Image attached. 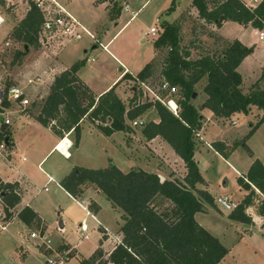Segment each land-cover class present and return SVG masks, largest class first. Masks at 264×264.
Listing matches in <instances>:
<instances>
[{
	"label": "trees",
	"instance_id": "1",
	"mask_svg": "<svg viewBox=\"0 0 264 264\" xmlns=\"http://www.w3.org/2000/svg\"><path fill=\"white\" fill-rule=\"evenodd\" d=\"M208 2L211 9H208ZM4 6V1H1ZM200 17L220 25L224 20L254 27L264 26V0L254 8L247 7L241 0H192ZM42 16L31 3L24 18L14 26L13 38L23 42V51H16L14 60L22 57L27 48L39 47L38 32ZM179 23L162 22V31L154 40L156 49H165L160 61V75L170 85L178 86L175 99L179 105L174 115L158 100L139 102V89L126 105L117 95L114 86L96 96L77 76L80 61L61 71L50 85L49 92L42 99L36 120L51 127L60 137L69 131L74 133L73 144L80 140V121L85 116L105 136L115 131H128L127 119L141 117L148 109L156 111L157 119L147 121L142 133L145 138L160 136L182 159L186 168L184 177L160 180L156 172L132 168L126 172L119 169L111 160L105 167L90 168L75 165L60 180L61 186L75 199L82 193L85 183L94 184L109 200L119 208L123 220L119 231L121 241L112 249L104 251L98 247L88 257H81L77 264H218L228 249L195 219V213L203 211L205 204L213 205L212 195L197 188L203 181L198 162L194 158L195 134L202 127L201 110L206 108L215 116L230 118L235 113L247 114L251 105L262 110V115L247 135L260 123L264 124V88L254 86L248 93L240 89L241 75L237 67L251 51L238 40H234L219 53H207L192 58L190 52L180 44ZM82 62V61H81ZM155 62L151 61L135 75L124 73L122 78L146 81L152 75ZM264 75V71L262 76ZM206 78L202 90L205 100L196 105L193 94L196 84ZM137 86V85H134ZM8 88V87H7ZM0 100L1 108L9 105L7 89ZM136 96V97H135ZM8 131L0 130V140L8 142ZM212 147L224 158L222 141H213ZM238 183L249 193L229 213V218L250 222L245 209L253 201L254 189L264 195V165L254 159L244 176L237 177ZM21 200L18 182L3 181L0 178V201L3 204V218L11 219L13 208ZM167 202L162 210L156 201ZM91 202V201H90ZM92 204V203H91ZM90 204V205H91ZM257 211L264 217V198ZM18 218L29 227H39L40 218L28 205L17 212ZM104 237L107 235L103 232ZM61 249H72L61 245Z\"/></svg>",
	"mask_w": 264,
	"mask_h": 264
},
{
	"label": "rangeland",
	"instance_id": "2",
	"mask_svg": "<svg viewBox=\"0 0 264 264\" xmlns=\"http://www.w3.org/2000/svg\"><path fill=\"white\" fill-rule=\"evenodd\" d=\"M113 1L114 0L104 1L106 4L109 2L107 5L108 12L111 9L116 10V7L118 6L119 8H123L124 1L132 3L131 0ZM158 1L159 0H151L150 3L148 2L137 13L135 18L127 22L131 14L124 12V9L122 14L119 15L120 17L116 20L109 18V16L106 15L107 12L104 11L105 5H101L103 0H63V4L67 6L72 13L75 14L76 12H83V16L86 17V19L92 18V20L98 22L101 26V30L109 27L108 32H103V39H101L103 44H106V42L119 30L113 39H111V41L107 44V47L116 56H118L124 64L119 65L113 60H110L108 53L100 46H97L98 49L91 54L94 55L95 53H99L95 62L85 63L84 60H79L81 63L80 66L84 67L82 78L94 91L99 92V90H102L104 85L108 83L113 76L120 72L119 68L122 69L126 66L132 72H138L143 68L146 62L151 60V56L155 48L153 47V39L155 40L162 31V22L172 18L173 13L177 10L176 7L178 8L179 6H177L176 0H171L170 3L166 5L165 11L154 15V9L156 8ZM180 2L181 4H185L182 0H180ZM131 3L130 8L133 10H136L140 6L139 4L134 7ZM113 4L116 5H114V8ZM0 7V13L7 23H19L18 21L21 19V14L24 11V8L21 7V5L15 7L13 10H10L11 7L4 8L3 5ZM11 11L13 12L11 13ZM156 17H158L157 20L155 19ZM116 21L118 24L114 25ZM125 22H127V24L120 29ZM187 23V29L180 32V36L183 37L180 40L181 46L191 45L190 47L187 46L190 48V52H192L191 49L194 45L197 47L196 49L204 46L206 47V44L203 43L202 39L195 35L201 32V23L195 19H190ZM151 24L158 27V35H153L156 37H152L150 35L145 36V33ZM100 26L97 28H100ZM8 28L9 26L6 23L0 28V45L2 44V47H4L3 41L7 36ZM253 30V26L247 29V36L250 40H254ZM258 31L259 30L257 28V32ZM141 36L142 38L146 37V40L142 41L140 39ZM87 39L88 38L85 36L81 41H87ZM74 42L75 41L70 42L68 45ZM254 42L256 44L259 43L257 40ZM8 43V49H4L2 47L0 49L1 89H7V87L12 84L23 83L26 76L34 72L45 75L44 69L46 68L43 67L47 63L45 57L48 53H50L49 48L40 46L36 50V48L31 46L21 58L14 60L16 51H23V42L21 40L12 39L8 41ZM262 43H264V41L260 42V44ZM197 51L198 50L193 49L192 53H196ZM165 54V49H157L156 59L153 60L155 62V67L152 75L148 78V82L155 88H157L163 80V77L160 75V61L163 59ZM40 57H42L44 61L31 66V63L40 60ZM57 75H59V73ZM140 87L139 81L124 78L115 92L127 105L130 99L134 97V90L140 89ZM177 92L178 86L176 92L171 95H168L166 91H162L160 94L166 98L167 96L177 95ZM200 94L201 90L196 88V94L193 96V98L196 99V102L201 101ZM29 97L31 99V104L25 110H32L31 112L38 111L40 109L42 99H44L45 96H41V92L39 91L36 92L35 90H32ZM203 97L204 95L202 93L201 98ZM138 101H140L139 98ZM255 116L254 118H251V121L259 118V115H257V118H255ZM141 117L144 118L146 122L158 118L156 111L153 108L148 109ZM209 117L210 119L202 115V118L204 119L203 121L206 122L204 123L205 129L203 133V140L200 139L202 136L199 131H197L199 135L195 134V152L200 172L204 175V177L209 179L213 185L215 184V187H219L222 190L221 193L218 194H236L238 191H241L240 188H242V190L244 189L237 181L238 174L236 171L241 173L244 172L254 159L264 162V124L260 123L253 129L251 134L247 135L249 132V123L244 114L234 115V117L230 118H219L218 116L215 117L213 115H210ZM19 119V116L15 117V121L12 126L16 128L13 134L16 140L15 143H17L16 152L19 154L21 152L22 153L21 156H17L15 154L12 155L16 159L24 156L28 160L23 166L27 167L31 171H37L35 159L40 155L37 151L42 150V148L45 147V141L43 139L46 138L47 131L43 124L39 121V123L37 121L35 122V120L29 121V125H31V127L34 125V129L37 130V133L33 135L31 131L27 130L26 127L18 122ZM84 119H86L84 123L87 122L96 127L95 124L97 122L91 123L86 116ZM130 120L131 119L126 120L129 130L120 132V135H118V151L116 149H108V146H105L103 140L101 141L96 138L97 133L95 130L90 131L91 127L87 126V123L82 125L80 129L81 141L79 140L78 144H75L72 149V152L84 154L83 157H79L78 155L76 156L80 158L79 161L77 160V163L90 168H100L104 166L103 164L106 162L109 164V157H111L113 158V161L111 160L112 162H115L120 169L125 170L127 166L124 162H126L125 160L127 158L131 159V161L133 160L136 165L140 164L149 169L151 166H158L159 171L156 173L159 177L162 176L166 178L167 173H169V170L166 169V167L169 164L172 167L168 166L169 169H175V171L183 173V170L185 169L184 163L180 162L179 156V159L174 156L176 153L172 147L168 143L166 145L153 144V147L146 145L145 137L142 133L143 127H132L130 125ZM232 121H236V123L234 124ZM73 134L74 133L72 132L71 135L73 136ZM113 141L117 142L115 139ZM212 141H222L225 152L233 150L227 159L221 158V156L212 147ZM121 145L122 147H119ZM59 148L62 151L67 149L61 144L59 145ZM100 154L101 156L107 155L105 161L100 160ZM55 157L56 156L53 155L48 158V160L46 158L42 165V168L45 171L51 172L54 177L56 175L60 176L64 173V170L61 171L64 163L62 165L58 162L60 160ZM72 160H74V158ZM17 164L19 166V162H17ZM50 165L53 166L54 170L49 168ZM19 168L22 170V167ZM38 178L40 179V182L38 183H41L43 175H38ZM225 179L227 181L226 185L223 184V180ZM223 191H226L227 193ZM86 192L87 196L93 195L94 200L100 205V208L97 211L92 210V204L89 206V209L97 221L92 217L87 216L85 211L79 206V203L86 205L87 199L79 198L77 204L75 201L68 199L63 192L58 189L55 183L50 184L47 192H42L36 196L33 195L34 193H30L29 195L30 206L37 209L43 217V220L46 221L47 226L45 227L43 225V227L51 232L55 244L57 246L65 245V241L75 247L76 253L68 258L67 264H76L80 256L89 255V253L99 244L101 236L100 229H103L104 231L106 230L108 234H115L114 232L118 227V220H120L119 213L110 206L102 193L96 194L93 190H87ZM253 195H255L253 196V201L255 200L253 204L255 205L258 201L256 200L257 198L255 192ZM214 197L212 206L219 211H216L219 220L215 221L211 219V221H209V226L213 235L217 237L226 248L230 249V252H227L224 260L221 261V264H264V232L252 228L253 225L250 224L252 223L251 220L250 222H243L229 218L228 212H222L221 209L215 205ZM237 201L239 200L237 199ZM156 204L159 206L160 210L167 206V202H164L163 200L156 201ZM58 210H60V213L57 214ZM83 218H86L89 238L81 241L79 245L75 246L77 240L80 239L79 224ZM17 227H20L18 231L20 237L17 234L18 232H16ZM33 228L37 227L33 226L32 229ZM244 228H251L252 232H245L244 240H242V242H238V236L243 233ZM30 231L31 229L22 227L17 223L9 229L3 228L0 223V264H41L38 258L39 250L29 242L28 236ZM17 237L28 251L24 259L18 255V250H16V246L18 245V242L16 241ZM108 239L111 240L110 238ZM108 239L103 240V246L107 247L109 245ZM62 240L64 241L62 242ZM111 248L112 245H110L106 251H109Z\"/></svg>",
	"mask_w": 264,
	"mask_h": 264
},
{
	"label": "crops",
	"instance_id": "3",
	"mask_svg": "<svg viewBox=\"0 0 264 264\" xmlns=\"http://www.w3.org/2000/svg\"><path fill=\"white\" fill-rule=\"evenodd\" d=\"M1 1H3V0H0V6L2 5ZM57 1L61 5H63L70 13H72L67 8V6H65L63 4V0H57ZM104 1H106V0H103L101 5H105L104 6L105 7L104 11L107 12L106 15L109 16V18L116 20L117 18L120 17L119 15L122 14L125 4H127L129 6V9L128 10L124 9L125 10L124 12H126L128 14L129 13L131 14V12H135L136 15H137V13L148 2L150 3L151 0H131L132 3L128 2V1H124L123 2V8L122 7L119 8V6H118V7H116L117 8L116 10L115 9H113V10L111 9L109 12L107 11L108 10L107 5L109 4V2H107L108 4H106ZM115 1L116 0H114L113 2H115ZM170 1L171 0H159L157 2L156 8L154 9V15H157L158 13H161L162 11H165L166 10V5L168 3H170ZM176 1H177V6L179 5L178 8L176 7L177 10L175 9L176 11L173 13L172 18H169V20H164V21L169 22V23H179L180 32L182 30H186L187 29V26H188L187 22L190 19H195L196 21H199L201 23V25H202L201 32H199V33H197L195 35L202 39L203 43L206 44V47L204 46V47L196 49L197 47L194 45V46H192V49H191L192 52H193V49L198 50V51L196 53H192L189 50L190 48H188L191 45H187L188 47L187 46H182L184 49H186V50H188L190 52V56L192 58H197V57H199L201 55H204V54H207V53H210V54L216 53L217 54V53L222 51V49L227 45V43H230V42H232L234 40H238L244 46L252 48V51L242 59V61L240 62V64L237 67V71L241 75L240 89L242 90L243 93H248L256 85L259 86L260 88H264V75L262 76V73L264 71V43L260 44V42L264 41V32H263L264 26L262 28H258V27H254L250 23L249 24H240V23L232 21V20H224V21L221 22L220 25H217L215 22L208 21V20H205V18L200 17L197 8L192 4V0H182V2H184L185 4H181L180 0H176ZM241 1L244 2V3H245V1L248 2V3L252 2V0H241ZM256 1H257V3L255 4V7L261 2V0H256ZM13 2L15 4L13 5V7H11L10 10H13L15 7L21 5V7L24 8L23 13L21 14V19L24 18V16L26 15V13H27V11L29 9V5H30L29 4V0H13ZM130 3L133 4L134 7L136 5H139V4H140V6L136 10H133V9L130 8L131 7ZM114 5L115 4H113V8H114ZM207 5H208V9H211L212 7H214V6L211 5L210 2H208ZM3 7L5 8V5ZM101 8H102V6H101ZM12 12L13 11H11V13ZM72 14L76 18H78L90 31H92L93 33H96V36H97L98 40H100V41H101V39H103V32L106 33V32L109 31V27H107L106 29L101 30V26L99 25V23L95 22L94 20H92V18L86 19V17L83 16V12L82 13L76 12L75 14L74 13H72ZM135 16L133 18H135ZM157 18L158 17H156L155 19L157 20ZM21 19L18 22H20ZM132 19L129 17L127 22L129 20H132ZM114 20H113V22H114ZM127 22H125L123 24V26L120 27V29H122L127 24ZM5 23L8 24L9 28H8V31H7V36L4 38V41H3L4 47H2V44H1L0 45V49H1V47L4 48V49H8V46L5 45V42H8V41H10L12 39H15L12 36V30H13L14 26H16L18 24V23L9 24V23H7L4 20L3 23L0 25V28ZM117 24L118 23L116 21L114 23V25H117ZM153 25L154 24H151L150 27L153 26ZM98 26H100V28H97ZM252 26L254 27V30H253L254 40H250L248 38V36H247L248 35L247 34V29L249 27H252ZM149 28H148V30H149ZM257 28L259 30L258 32H257ZM148 30L145 33V36H149L150 35L152 37H156V36H153L152 34L148 33ZM260 31L263 32V37L262 38L259 37V32ZM116 33L112 36V38H110L106 42V44H108L111 41V39H113V37L116 35ZM180 35H181V33H180ZM180 37L183 38L182 36H180ZM86 38H88L87 41H81L82 40L81 39V40L75 41L74 43H72L70 45L67 44L56 55V58L54 60H48L45 57L47 63L45 62L46 64L44 65L43 68H46V69L49 68L50 69L51 67H53L55 69V71L61 72V71L65 70V69L69 68L70 66H72L74 63L78 62L81 59L84 60L85 63H87V62H89V63L95 62L97 60V57H98L99 53H95L94 55H91V54L94 53L98 49V47H97V45H95L93 43V40H91L89 37H86ZM140 39L142 41H145L146 37L142 38V36H141ZM256 40L259 42L258 44H256L254 42ZM153 41H154V39H153ZM105 52L108 53V56H109L110 60H113L114 62H116L119 65L124 64V62L118 56H116L112 51H110L108 47H107V51H105ZM156 56H157V49L154 48L152 56H151L152 58H151V60L149 62H151L154 59H156ZM41 61H44V59H42V57H40V60H37V61H34L33 63H31V66H34L37 63H41ZM146 63H148V62H146ZM83 69H84V67L79 66L76 74L79 77V79L85 85H87L88 88L92 91V93L94 95H96V96H99L100 94H102L103 92L107 91L108 89H110L113 86H114V90L116 91L118 86H119V84H120V82L124 79V78H122L124 73L127 72V73H130L132 76H135L139 72V71L138 72H132L126 66H124V68H122V69L119 68L120 72L118 74H116L115 76H113L111 78V80L104 85V88L102 90H99V92H96L82 78ZM53 80L54 79H44V83L33 85V91L34 90L36 92L39 91V92H41V96H45L46 97V95L49 92V88H50V85L53 82ZM205 83H206V78H202L196 84V88H199L201 90V94H200V100L201 101L196 102V99H195L194 103L196 105L201 104L206 98V94H204V92L202 90V87H203V85ZM0 90H1V81H0ZM202 93L204 95L203 98H201ZM0 100H1V97H0ZM28 106H26L24 108H21V107H19L17 105H12L11 108L8 109V110L4 109V107L1 108V106H0V130L3 128L6 131H8V136H7L8 137V142H7L8 151H5L6 158L0 155V178L3 181L18 182L19 183V187H20V191H21V200L13 208V215H12L11 219H9V220H6V219L3 218V216H4L3 204L0 201V223L2 224V227L6 228V229H9L15 223H17V224H19L22 227H25L27 229H32V227L27 226L17 216V212L19 211V209L22 208L25 205H28L29 207H31L37 213V215L40 218V225H42V226L44 225L46 227L47 226L46 225V221L43 220V217L41 216L39 211L37 209L33 208L32 206H30L29 195H30V193H32V194L34 193L33 195L36 196L37 194H41L42 192H47L49 190V186H50L51 183H55V185L58 187V189L61 192H63V194L68 199H70L71 201H75L77 203L79 198L80 199L85 198V199H87V201L91 200L92 201V210L93 211H97L100 208V205L94 200V196L93 195H88V196L86 195L87 194V192H86L87 190H93V192L96 193V194L102 193L98 188H96V186L94 184L85 183L83 185V187H82L83 188L82 189V193L80 195H78L77 199H75L74 196H72L69 192H67L60 184V180L72 169L73 166H75V165L81 166L82 165V164H78L77 160L79 161V159H80L79 157H83L84 154H80L78 152L77 153L72 152V149L74 147V144H73L74 134H73V136L71 135L72 131L64 133V135L62 137H60L58 134H56L54 132V130L52 129L51 126H44L43 125L44 128L47 131V133H46L47 135L45 134L46 138L43 139L45 141V144H44L45 147H43L42 150H38L37 151V152L40 153V155L35 159L37 171H33V170L31 171L27 167L23 166L25 164V162H27V160H28L24 156L18 157L17 159L15 157H13L12 154H15L17 156H19V155L21 156V153H22L21 152L19 154V153L16 152V144L17 143H15L16 140H15V137L13 135L16 128H14L12 126L13 122L15 121V117L19 116L20 119H19L18 122H20L21 125L26 127L27 130L31 131L33 133V135H35L37 133V130L34 129L35 126L33 125V127H31V125H29L28 122L29 121H34V120H35V122L36 121L38 122V120H36L35 116L38 114L39 111H36V112H31L32 110H29V111L27 110L26 111L25 109ZM201 114L204 115L208 119H210V117H209L210 115L215 116L210 110H208L206 108L201 110ZM241 114H243V113H235L231 117H234V115H241ZM244 115L247 117V120H248V123H249V131H250L252 126H254L256 124V122L259 120V118L261 117L262 110L260 108H258L256 105H251L248 113L244 114ZM257 115H259V118L257 120L251 121V118H254V116H255V118H257ZM4 117H8L10 119V123L9 124H5L3 122V118ZM219 118H221V117H219ZM85 120L86 119H84V118L81 119V121H80L81 127H82V125L87 123V122L84 123ZM203 120L204 119L202 118V124L203 125L198 130L200 132V135L202 136L200 138L202 140H203V133H204V129H205L204 123H206ZM87 126L91 127L90 131L95 130V132L97 133L96 138L101 140V141L103 140V143L105 144V146H108V149L109 148L110 149H116L118 151V147H117L118 142H119L118 135H120V132H124V131H115L111 135L105 136V135H103L100 132V130L97 127H94V126L90 125L89 123H87ZM121 135H122V133H121ZM66 138H68L70 140V142H71L70 146L67 145V147L65 146V144L62 143V141L64 139H66ZM114 139L117 140V142L116 141L114 142L113 141ZM80 141H81V137H80ZM145 141H146V145L152 146V147H153V144H158V145H161V144L162 145L163 144L166 145L167 144V142L165 140H163L160 136H156V137H154L152 139L145 138ZM63 142H65V141H63ZM60 144L64 145L67 149H65V151H62L59 148ZM119 147H122V145L119 146ZM232 151L233 150H231L228 153V157H229V155L231 154ZM53 155L56 156L55 158L60 160L58 162H60L62 165L64 163V165H65V166L63 165V167L61 169V171L64 170V173L61 174L60 176L56 175L54 177V175L51 172L45 171L42 168V165H43V162L45 161V159L47 158V160H48V158L52 157ZM77 155L79 157H76ZM219 155L221 156V158H224L221 154H219ZM174 156H176L178 158V155L174 154ZM73 158H74V160H72ZM99 158H100V160L105 161L106 158H107V155L101 156V154H100ZM194 158L196 159V152L194 153ZM227 158H224V159H227ZM109 160L113 161V158L109 157ZM179 160H180V162H183L181 158ZM125 161L126 162H124V163L126 164L127 168L125 170L121 169L124 172H126V171H128V170H130L132 168H142V169H144L146 171H152V172H158L159 171V167L155 166V165L151 166V168L149 169V168H146L145 166H142L140 164L136 165L133 160L131 161V159H127L126 158ZM196 161H197V159H196ZM17 162H19V166H18ZM252 162L253 161H251V163ZM260 162L264 165V162H262V161H260ZM113 163L116 165L115 162H113ZM20 164H21V166H20ZM107 164H108L107 162L104 163L103 164L104 166H102V167L107 166ZM250 164H249L248 168L250 167ZM82 166H85V165H82ZM168 166L171 167L170 164ZM168 166L166 167V169L169 170V173H167L166 178L173 179L175 177H180V178L184 177V175L186 173V168L183 170V173H180L178 171H175V169H169ZM19 167H22V170H20ZM85 167H87V166H85ZM198 167H199V165H198ZM49 168H51V170H54L52 165H50ZM248 168H246L245 171L242 172V173L236 171L237 174H238L237 177L238 176H244L246 174ZM38 175H43V179L41 180V183H38V182H40V179L38 178ZM49 177L52 178L51 181H48ZM202 177H203V181L201 183L196 184L197 188L204 189V190L208 191L212 195V197H214L215 195H218V193H221L222 190L219 187H215V184L213 185L212 182L209 179L204 177V175H202ZM226 184H227V181H226ZM43 186H47L48 189L46 191L45 190L37 191L38 188H41ZM251 186H252V188L254 189V191L256 193V198H257L256 200L258 201V203H256L254 205L253 203H254L255 200L252 201V203L249 206L246 207V209H245L246 211L245 212L251 218L252 223H250V224L253 225L252 228H254V229L258 230V231L264 232V217L262 215H260L258 213V211H257L258 204L260 203L261 199L264 198V195L262 193H260V191L257 188H255L253 185H251ZM240 189H241V191H238V193H236V194L231 193L230 194L231 198L237 203L241 202V200L245 197V195L249 193V191L246 190V189H243V190H242V188H240ZM223 192L227 193L226 191H223ZM253 196H255V195H253ZM237 199L239 201H237ZM107 202L110 204V206L113 209H115L119 213L120 220H118V227H117V229L115 230L114 233L116 235H118V237H121V233L119 231V228H120V226H121V224L123 222V220L121 218V212L122 211L119 208H117V207H113L109 200H107ZM80 204H82V203H80ZM80 204H79V206L81 207ZM216 211L217 210L212 205L205 204L203 211L195 213V219L198 221V223L201 224L203 227H205L210 233H212V235H213V232L210 229V226H209L210 222L209 221H211V219H213L215 221L219 220L218 217H217L218 215L216 214ZM221 211L222 212L225 211V212H228V213L231 212V211H226V210H221ZM217 212H219V211H217ZM58 213H60V210L57 211V214ZM231 221H233V220H231ZM85 222H86V218H85ZM19 229H20V227H17L16 232H18ZM250 231H251V228L250 229L249 228H244L243 233H241V235L238 236L239 238L237 239V241L238 242H240V241L242 242V240H244V237H245L244 233L245 232H250ZM103 232H104V230L100 229L101 236H100L99 244L89 253V255H91L92 252L95 251L98 247H101V248H103L104 251H106L107 248H109L110 245L113 246V242L111 240H109L108 237H106V236L104 237ZM87 233H88V231H87ZM17 234L19 236V232ZM14 235H16V234H14ZM88 238H89V235H88ZM106 239L109 240L108 241L109 245L107 247L103 246V243H102L103 240H106ZM83 240H86V239L77 240V242L75 243V246L79 245V243L81 241H83ZM16 241L18 242V245L16 246V250H18V255L23 257V259H24V257L28 253V251L25 249V247L23 246V244L20 241V239H18V237L16 238ZM63 241L64 240H62V242ZM29 242H30V240H29ZM64 243H65V245H67L69 248L72 249V252H73L72 255H75V253H76L75 247L71 246L69 243H66L65 241H64ZM236 244H238V243H236ZM228 252H230V249H228ZM89 255L80 256L78 258V260L81 257H88ZM224 257L221 259V261L224 260ZM78 260H77V263H78ZM221 261L218 264H221Z\"/></svg>",
	"mask_w": 264,
	"mask_h": 264
},
{
	"label": "built area",
	"instance_id": "4",
	"mask_svg": "<svg viewBox=\"0 0 264 264\" xmlns=\"http://www.w3.org/2000/svg\"><path fill=\"white\" fill-rule=\"evenodd\" d=\"M3 1L6 8H10L15 4L13 0ZM31 3L37 7L42 16V22L38 32V44L39 47L43 46L44 48L50 49V53L46 55L48 60H54L56 55L63 49V47H65L70 42L81 40L84 36L89 37L91 40H93L95 45L100 46L103 50L107 51V44H103L100 40H98L95 33L90 31L78 18L70 13L57 0H30L29 4ZM256 3V0H252L251 3L245 1L244 4L247 7L254 8ZM124 9L128 10L129 6L125 4ZM135 15V12H131L130 18L132 19ZM3 21L4 19L0 13V25L3 23ZM148 33L152 35H158V28L153 25L149 28ZM259 37H263L262 31L259 32ZM5 45L8 46L9 43L5 42ZM44 72L45 75L42 73H31L30 75L26 76L23 83L10 85L6 91V99L9 102V105L4 107V109L8 110L12 105H17L21 108L30 105L31 99L29 94L33 90V85L44 83V79H55V76L60 73L55 71L53 67L50 69H44ZM162 79L163 80L160 82L157 88L151 86L148 80L139 81L141 86L139 89L141 92L139 102H143L145 100H158L174 115H177L179 111V105L175 97L167 96L164 98L160 94L162 91H166L168 95H171L176 92L177 86L170 85L168 81H166L164 78ZM3 122L5 124H9L10 119L8 117H4ZM145 123L146 121L142 117H136L130 120V125L132 127H143ZM232 123L235 124L236 121H232ZM53 124H55V121L51 120L49 126H52ZM196 134L199 135L198 132H196ZM5 151H8V145L4 140H0V155L6 158ZM51 180L52 178L49 177L48 181ZM160 180H164V177L160 176ZM47 189V186H43L38 188L37 191H46ZM214 203L218 208L226 211H232L238 205V203L235 202L228 194L216 195L214 197ZM90 204L91 202L87 201V206L83 204L80 205L87 216L95 219L94 215L89 209ZM79 227V238L87 239L88 227L85 222V218L80 222ZM104 233L108 238L111 239L113 245L120 243L121 239L118 237V235L108 234L106 230ZM28 239L30 240L31 244L39 250L38 258L41 264H67L70 249H61L60 246H57L53 240L51 232H49L42 225L31 229Z\"/></svg>",
	"mask_w": 264,
	"mask_h": 264
},
{
	"label": "bare ground",
	"instance_id": "5",
	"mask_svg": "<svg viewBox=\"0 0 264 264\" xmlns=\"http://www.w3.org/2000/svg\"><path fill=\"white\" fill-rule=\"evenodd\" d=\"M63 141H65V142H63ZM63 141H62V143L65 144L66 147H67V145L70 146L71 142H70V140L68 138L64 139Z\"/></svg>",
	"mask_w": 264,
	"mask_h": 264
},
{
	"label": "water",
	"instance_id": "6",
	"mask_svg": "<svg viewBox=\"0 0 264 264\" xmlns=\"http://www.w3.org/2000/svg\"><path fill=\"white\" fill-rule=\"evenodd\" d=\"M26 49H28L27 48V46L25 47ZM2 94H3V92L2 91H0V97L2 96ZM193 96H195V93L193 94ZM223 184L225 185L226 184V179L225 180H223Z\"/></svg>",
	"mask_w": 264,
	"mask_h": 264
}]
</instances>
